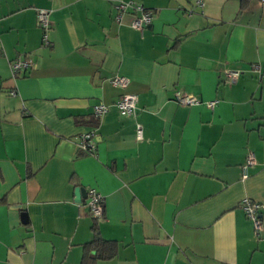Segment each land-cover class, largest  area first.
<instances>
[{"label":"crops","instance_id":"0c3cea01","mask_svg":"<svg viewBox=\"0 0 264 264\" xmlns=\"http://www.w3.org/2000/svg\"><path fill=\"white\" fill-rule=\"evenodd\" d=\"M120 1L0 0V264H81L99 238L116 255L95 264H264V207L256 231L240 205H264V3L136 0L153 13L137 30L130 10L115 19ZM122 92L137 95L134 116L116 107ZM89 130L94 154L76 146ZM78 187L102 194L100 220Z\"/></svg>","mask_w":264,"mask_h":264},{"label":"built area","instance_id":"2783aa9c","mask_svg":"<svg viewBox=\"0 0 264 264\" xmlns=\"http://www.w3.org/2000/svg\"><path fill=\"white\" fill-rule=\"evenodd\" d=\"M264 3V0H260ZM115 19L119 21L122 14L127 10L131 11V21L130 25L137 30H143L147 26L153 17L151 10L146 8L143 4L137 2L136 0L120 1L115 4ZM37 23L42 31V44L51 45L48 39V32L50 30L51 21L49 19V10L44 8H39L37 10ZM33 65V61L29 57L16 58L10 62V69L13 75H16L21 70L28 69ZM255 69L259 70L258 65L253 66ZM240 70L238 69H227L225 74L228 81H235L240 75ZM110 83L120 89H124L129 80L126 76L115 74L109 78ZM174 99L183 105H192L197 103L198 98L188 92L176 90L174 94ZM137 95L127 92H122L117 98L115 105L118 108L120 114L124 116H134L137 110ZM215 101L208 102L209 107H213ZM107 111V106L105 104L99 103L93 106V114L96 118H99ZM136 139L141 140L143 138V130L140 124H136L135 128ZM77 148L86 153L94 154L96 153V141L94 139V131L89 130L83 133L77 144ZM255 164V155L253 152L249 151L244 164L242 165V177L246 178L249 175V168ZM103 196L95 188H86V205L88 207L89 214L95 220H100L103 217ZM241 207L246 215V217L252 221L253 226L256 231L261 227L260 212L264 207L263 204L253 201L249 198H244L241 201Z\"/></svg>","mask_w":264,"mask_h":264},{"label":"trees","instance_id":"16d2710c","mask_svg":"<svg viewBox=\"0 0 264 264\" xmlns=\"http://www.w3.org/2000/svg\"><path fill=\"white\" fill-rule=\"evenodd\" d=\"M116 248L115 241L99 238L85 245L81 264H95L98 259H110L116 255ZM91 249H94L96 253L91 254Z\"/></svg>","mask_w":264,"mask_h":264},{"label":"water","instance_id":"95a60500","mask_svg":"<svg viewBox=\"0 0 264 264\" xmlns=\"http://www.w3.org/2000/svg\"><path fill=\"white\" fill-rule=\"evenodd\" d=\"M75 195L79 200H81V198L86 197V190L84 188L78 187L75 191ZM23 216H24V213H23Z\"/></svg>","mask_w":264,"mask_h":264}]
</instances>
